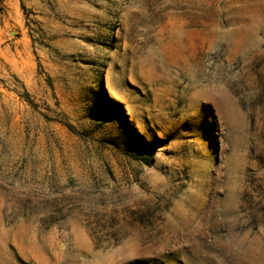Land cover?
Wrapping results in <instances>:
<instances>
[{
  "label": "rangeland",
  "instance_id": "obj_1",
  "mask_svg": "<svg viewBox=\"0 0 264 264\" xmlns=\"http://www.w3.org/2000/svg\"><path fill=\"white\" fill-rule=\"evenodd\" d=\"M0 264H264V0H0Z\"/></svg>",
  "mask_w": 264,
  "mask_h": 264
},
{
  "label": "trees",
  "instance_id": "obj_2",
  "mask_svg": "<svg viewBox=\"0 0 264 264\" xmlns=\"http://www.w3.org/2000/svg\"><path fill=\"white\" fill-rule=\"evenodd\" d=\"M148 146H149V148L147 149V152H149V153L151 152V154H153L156 151L155 145L149 144Z\"/></svg>",
  "mask_w": 264,
  "mask_h": 264
}]
</instances>
